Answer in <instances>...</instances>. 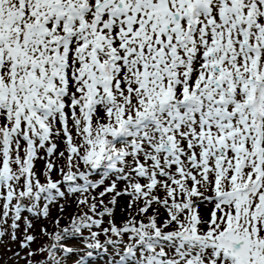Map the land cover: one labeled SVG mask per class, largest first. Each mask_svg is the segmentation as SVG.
<instances>
[{
  "label": "snow or ice",
  "instance_id": "6c2138e0",
  "mask_svg": "<svg viewBox=\"0 0 264 264\" xmlns=\"http://www.w3.org/2000/svg\"><path fill=\"white\" fill-rule=\"evenodd\" d=\"M0 249L264 264V0H0Z\"/></svg>",
  "mask_w": 264,
  "mask_h": 264
},
{
  "label": "rangeland",
  "instance_id": "374dc122",
  "mask_svg": "<svg viewBox=\"0 0 264 264\" xmlns=\"http://www.w3.org/2000/svg\"><path fill=\"white\" fill-rule=\"evenodd\" d=\"M42 166H43L42 162L37 165L38 168H42ZM120 203L121 204H125L126 203V200H123L122 199L120 201ZM72 212H73V208H69L68 209V215L70 216ZM53 215H56V210L55 209L53 210ZM117 219H121V217L119 216V212L117 213ZM37 227H39V225ZM10 247H12L13 250H15L16 245H10ZM0 255H3L4 256V260L3 261H0V264H5V262H7V264H10V255H11L10 253H5L3 251V249H0ZM21 264H22V262H21Z\"/></svg>",
  "mask_w": 264,
  "mask_h": 264
},
{
  "label": "trees",
  "instance_id": "16d2710c",
  "mask_svg": "<svg viewBox=\"0 0 264 264\" xmlns=\"http://www.w3.org/2000/svg\"><path fill=\"white\" fill-rule=\"evenodd\" d=\"M62 222L66 224L68 221H67V219H65V220H64V221H62Z\"/></svg>",
  "mask_w": 264,
  "mask_h": 264
}]
</instances>
